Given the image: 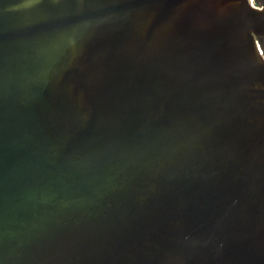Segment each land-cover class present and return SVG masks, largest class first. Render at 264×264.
Listing matches in <instances>:
<instances>
[{
    "label": "water",
    "instance_id": "1",
    "mask_svg": "<svg viewBox=\"0 0 264 264\" xmlns=\"http://www.w3.org/2000/svg\"><path fill=\"white\" fill-rule=\"evenodd\" d=\"M263 33L249 0H0V264H264Z\"/></svg>",
    "mask_w": 264,
    "mask_h": 264
},
{
    "label": "flooded vegetation",
    "instance_id": "2",
    "mask_svg": "<svg viewBox=\"0 0 264 264\" xmlns=\"http://www.w3.org/2000/svg\"><path fill=\"white\" fill-rule=\"evenodd\" d=\"M260 6L256 9H259L261 15L264 17V0H255ZM256 42L263 48L264 52V33L259 35ZM264 58V54L262 56Z\"/></svg>",
    "mask_w": 264,
    "mask_h": 264
},
{
    "label": "built area",
    "instance_id": "3",
    "mask_svg": "<svg viewBox=\"0 0 264 264\" xmlns=\"http://www.w3.org/2000/svg\"><path fill=\"white\" fill-rule=\"evenodd\" d=\"M249 4L253 7V8H258L260 5L255 1V0H249ZM256 47L257 50L259 52V54L261 56H263L264 52H263V48L256 42Z\"/></svg>",
    "mask_w": 264,
    "mask_h": 264
}]
</instances>
